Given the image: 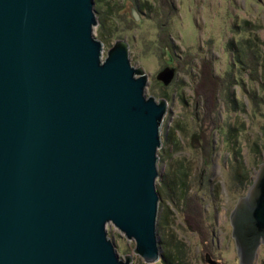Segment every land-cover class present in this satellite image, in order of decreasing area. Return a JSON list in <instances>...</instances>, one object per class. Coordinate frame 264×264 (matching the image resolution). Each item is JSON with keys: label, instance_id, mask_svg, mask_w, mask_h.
<instances>
[{"label": "water", "instance_id": "obj_1", "mask_svg": "<svg viewBox=\"0 0 264 264\" xmlns=\"http://www.w3.org/2000/svg\"><path fill=\"white\" fill-rule=\"evenodd\" d=\"M95 0H0V264L144 263L157 237L165 99L117 40L93 35ZM157 79L167 85L168 72ZM238 264L264 245V160L229 216Z\"/></svg>", "mask_w": 264, "mask_h": 264}, {"label": "rangeland", "instance_id": "obj_2", "mask_svg": "<svg viewBox=\"0 0 264 264\" xmlns=\"http://www.w3.org/2000/svg\"><path fill=\"white\" fill-rule=\"evenodd\" d=\"M95 11L103 56L125 40L131 65L149 76L146 94L168 104L156 183L161 260L238 264L229 216L264 160V0H95ZM231 40H247L242 54ZM107 231L121 258L146 264L134 242ZM254 264H264V245Z\"/></svg>", "mask_w": 264, "mask_h": 264}, {"label": "trees", "instance_id": "obj_3", "mask_svg": "<svg viewBox=\"0 0 264 264\" xmlns=\"http://www.w3.org/2000/svg\"><path fill=\"white\" fill-rule=\"evenodd\" d=\"M134 18V17H133ZM230 43V48L231 49H233L235 52H237V50L236 49H239V51H240V53L239 54H242L243 53V49H242V43H244V45H247V40H245L244 42H242L241 40H238L237 41V43H236V46L234 45V43L232 42V40L229 42ZM236 48H234V47ZM238 47V48H237ZM245 47V46H244ZM238 55V54H237ZM163 97H164V95H163ZM165 97H167V96H165ZM242 179H244V178H241V181H242ZM177 254H178V252H177ZM172 256V255H171ZM171 256L169 255H166V256H163L164 258H163V261H162V264H176L175 262H177V260H175V259H173V256H172V258H171ZM160 261V262H161Z\"/></svg>", "mask_w": 264, "mask_h": 264}, {"label": "flooded vegetation", "instance_id": "obj_4", "mask_svg": "<svg viewBox=\"0 0 264 264\" xmlns=\"http://www.w3.org/2000/svg\"><path fill=\"white\" fill-rule=\"evenodd\" d=\"M140 9V8H139ZM133 15V13H131ZM134 16V15H133Z\"/></svg>", "mask_w": 264, "mask_h": 264}]
</instances>
